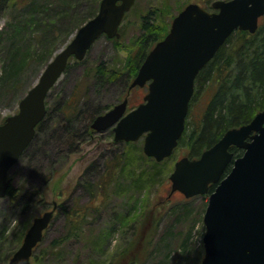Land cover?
I'll return each instance as SVG.
<instances>
[{
    "label": "rangeland",
    "instance_id": "374dc122",
    "mask_svg": "<svg viewBox=\"0 0 264 264\" xmlns=\"http://www.w3.org/2000/svg\"><path fill=\"white\" fill-rule=\"evenodd\" d=\"M65 1L36 0L32 9H25L33 15L19 10L17 3L0 5V123L17 112L21 95L38 81L46 64L71 41L79 27L96 14L92 15L94 0H69L76 6L74 14L65 13ZM213 1L136 0L116 41L101 36L84 59L72 58L49 91L47 103L51 111L31 149L10 170L15 184L25 190L36 188L39 194L33 195V202L27 206L24 199L0 198V264L21 245L33 218L51 209L54 201L59 203V209L35 250L32 264H201L208 196L186 198L179 191L171 193L169 179L175 161L188 155V150L178 147L162 162L158 175L139 181V174L150 166L140 158L142 138L116 141L111 128L85 136L81 131L97 109L104 112L125 97H129L128 109L143 101L147 88L128 93V89L123 90V80L127 79V68L140 38L148 34L143 29L145 17L158 25V30L170 29L173 18L189 3L215 10ZM57 22L54 34L49 36V27ZM17 47L24 62L16 64L18 72L7 80L8 57ZM99 65L107 72L102 78L97 73ZM111 69L119 72L113 77ZM211 92L197 93L189 114L191 124L201 115ZM65 102L81 108L72 116L68 128L69 121L64 122L61 110ZM71 128L73 140L80 143L77 151L72 150L75 141L71 144V139L67 140ZM119 160L124 163L118 166V173L109 178L106 187L99 188L97 180L101 175L105 177L104 172ZM72 207L84 214L79 218V229L58 245L53 244L66 234L68 216L64 208L70 212Z\"/></svg>",
    "mask_w": 264,
    "mask_h": 264
},
{
    "label": "water",
    "instance_id": "95a60500",
    "mask_svg": "<svg viewBox=\"0 0 264 264\" xmlns=\"http://www.w3.org/2000/svg\"><path fill=\"white\" fill-rule=\"evenodd\" d=\"M136 0H101L99 10L79 27L71 41L45 66L36 84L19 102L18 112L0 124V197L6 195L9 170L32 142L47 113L46 97L69 59L85 58L103 34L120 36L119 26ZM210 11L189 3L173 19L170 31L148 53L130 89L149 82L145 102L126 112L128 99L98 115L96 131L114 126L115 139L134 141L144 134L143 151L162 161L178 145L185 129L195 78L237 29L255 32L264 15V0H215ZM231 146L244 149L237 158ZM232 162V168L224 172ZM171 193L206 194L205 255L201 264H264V109L248 123L228 129L198 158L184 156L169 176ZM34 218L21 246L7 264H31L57 208Z\"/></svg>",
    "mask_w": 264,
    "mask_h": 264
},
{
    "label": "trees",
    "instance_id": "16d2710c",
    "mask_svg": "<svg viewBox=\"0 0 264 264\" xmlns=\"http://www.w3.org/2000/svg\"><path fill=\"white\" fill-rule=\"evenodd\" d=\"M99 2L100 0L93 1L94 9L92 15L96 13ZM13 3H17L19 5L18 9L22 10V12L33 15L31 10L28 13L25 11V9L26 7H31L32 9L33 5L36 3V0H0V5H6L5 7H9V5L13 6ZM65 3L67 8L65 13L74 14L76 8L75 4L69 0H66ZM153 19L155 20L154 17ZM51 25L53 26L49 27L48 29L49 36L54 34L55 27H57L58 22L57 24ZM157 26L158 25L154 24L153 22H149L145 17L143 29L148 34L147 36L143 37L144 39L142 37L140 38V43L138 42V48L130 60L127 68V79L123 80L124 91L128 89L132 78L136 75L148 52L152 49L156 42H158L167 34L169 30L167 28L158 30ZM49 36L46 41L49 40ZM113 40L116 41V38H113ZM20 50L21 49L18 47L14 48V51L10 53L8 57L10 68L8 69L9 73L5 75L7 80L12 78L14 75H16V72H18V66L16 68V64H21L20 61L24 62V56H20ZM36 50L37 49H35V51L33 50L34 52L32 51L33 54L36 52ZM46 60V62H48V58ZM104 69L105 68L102 65L97 67V73L100 78L106 76L107 74ZM118 72L119 70H112L111 75L114 77ZM195 83L196 91L191 100V106L195 100V97L198 95V92H207V90L210 92L211 90L213 91L211 92V98L209 99L201 115H198V118L193 120L192 124L189 122L190 116L188 115L186 128L181 139L179 140V147L186 148L188 150V155L192 158L199 156L203 150L216 143L228 129L250 122L256 113L264 108V16L261 19L259 28L253 33L247 30H235L228 37L226 42L218 49L214 57L200 70L196 77ZM23 95L24 94H22L21 97H23ZM76 105L78 106L76 107ZM76 105L74 106L71 102H65L62 104V107L60 106L64 116V122L68 123L69 121L66 128H68L69 124L72 122V116L74 114L76 116L80 112L81 108L79 104ZM72 107L73 109H71ZM50 111L51 109L48 106V115ZM191 111L192 110H190V112ZM99 113H101V111H98L97 109L89 115L90 119L84 123V131H81L83 136L90 135L92 131L91 122ZM43 121L44 120L38 124L37 131L39 130L40 126H42ZM69 130L73 133L69 132L70 135L68 136L67 140L71 139V144L75 141L74 145L72 146V150L77 151L79 149L80 143L78 144V140L76 139L73 140V128ZM71 134L73 135L72 138L70 137ZM81 135L80 137H82ZM78 138L79 137H77V139ZM82 139V142H84V138ZM30 145L25 150L23 155H25L26 152L31 149ZM232 151H234L235 156L241 154V150L238 148L234 147ZM23 155L20 159L23 158ZM140 158L142 161L143 159L147 160L150 163V166L146 168L147 170H144L141 174H139V181L149 180L160 173L162 162H157L155 159L146 156L142 151L140 153ZM120 163L123 164L124 161L119 160L112 168L106 170L104 172L106 173L105 177H102L103 175H101V177L97 180L99 182H96L99 188L103 186L106 187L107 183L109 182V178L111 179L114 173H118V166L121 165ZM123 168L124 166L122 169ZM127 182L125 183L127 184ZM213 188L214 186L212 185L211 190H213ZM141 189L142 188H140V190ZM38 194L39 193L36 188L33 190H25L17 185V183L15 184L13 176L6 196L12 200H17L18 198L24 199L26 201L25 205L27 206V204L33 202V195L37 196ZM41 201H43V199ZM183 208L186 209L185 206H183ZM64 210L66 216H68L67 232L61 239L56 238L53 244H57L59 241L68 239L70 236L76 234V230L79 229V226L82 222L79 219L84 215L81 209H75L72 207L70 212L69 209L64 208ZM39 245L40 244H38L37 247ZM35 250L33 254V260L36 257ZM12 254L8 255L4 264L7 263Z\"/></svg>",
    "mask_w": 264,
    "mask_h": 264
},
{
    "label": "flooded vegetation",
    "instance_id": "af4514ba",
    "mask_svg": "<svg viewBox=\"0 0 264 264\" xmlns=\"http://www.w3.org/2000/svg\"><path fill=\"white\" fill-rule=\"evenodd\" d=\"M143 100H144V96H143ZM141 102H142V101H141ZM141 102H140V103H141ZM140 103H138V104H140ZM128 104H129V102H128ZM138 104H137V105H138ZM133 108H134V107H133Z\"/></svg>",
    "mask_w": 264,
    "mask_h": 264
}]
</instances>
